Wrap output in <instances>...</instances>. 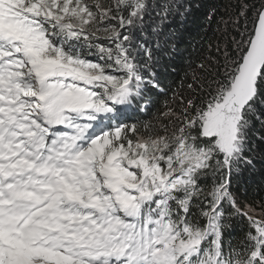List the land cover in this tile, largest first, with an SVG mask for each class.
Returning a JSON list of instances; mask_svg holds the SVG:
<instances>
[{
	"label": "snow or ice",
	"instance_id": "snow-or-ice-1",
	"mask_svg": "<svg viewBox=\"0 0 264 264\" xmlns=\"http://www.w3.org/2000/svg\"><path fill=\"white\" fill-rule=\"evenodd\" d=\"M150 7L0 0V264H264V210L233 191L264 122V0H238L155 113L157 58L133 54ZM226 216L247 221L238 246Z\"/></svg>",
	"mask_w": 264,
	"mask_h": 264
},
{
	"label": "trees",
	"instance_id": "trees-1",
	"mask_svg": "<svg viewBox=\"0 0 264 264\" xmlns=\"http://www.w3.org/2000/svg\"><path fill=\"white\" fill-rule=\"evenodd\" d=\"M167 2L150 0L143 29L133 32L134 56L138 62H143L144 52L139 45L152 49L162 87L167 93L149 90L152 113L157 109L162 111L164 101L175 90L190 95L187 84L191 77L185 79L184 73L200 72L197 65L201 62L211 66L210 58L218 55L216 46L223 43L226 27L223 22H229L230 31L231 18L235 17L238 4V0H176L178 9L164 16L163 8ZM90 58L96 59L95 56ZM182 80L183 88L180 87ZM139 117L151 118L149 113H140ZM245 156L251 163L240 164V173L233 177V191L241 205H251L260 213L264 210V122L253 120ZM226 219L231 227L224 232L225 247L238 246L248 230L247 221L240 217L226 216Z\"/></svg>",
	"mask_w": 264,
	"mask_h": 264
}]
</instances>
